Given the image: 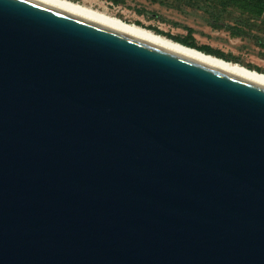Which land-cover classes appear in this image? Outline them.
<instances>
[{"label": "water", "instance_id": "water-1", "mask_svg": "<svg viewBox=\"0 0 264 264\" xmlns=\"http://www.w3.org/2000/svg\"><path fill=\"white\" fill-rule=\"evenodd\" d=\"M0 264H264V86L0 0Z\"/></svg>", "mask_w": 264, "mask_h": 264}, {"label": "rangeland", "instance_id": "rangeland-1", "mask_svg": "<svg viewBox=\"0 0 264 264\" xmlns=\"http://www.w3.org/2000/svg\"><path fill=\"white\" fill-rule=\"evenodd\" d=\"M176 41L209 46L228 61L264 73V19L236 8L212 9L204 0H70ZM197 2L191 4V2Z\"/></svg>", "mask_w": 264, "mask_h": 264}, {"label": "bare ground", "instance_id": "bare-ground-1", "mask_svg": "<svg viewBox=\"0 0 264 264\" xmlns=\"http://www.w3.org/2000/svg\"><path fill=\"white\" fill-rule=\"evenodd\" d=\"M46 5L58 8L65 12L85 18L97 24L106 26L116 31L125 33L137 39L152 43L164 49L170 50L187 58L205 63L217 69L241 77L251 82L264 86V73L250 69L240 63L228 61L221 57L205 53L199 49L186 46L173 39L143 28L141 26L125 22L100 11L86 7L70 0H35Z\"/></svg>", "mask_w": 264, "mask_h": 264}, {"label": "trees", "instance_id": "trees-1", "mask_svg": "<svg viewBox=\"0 0 264 264\" xmlns=\"http://www.w3.org/2000/svg\"><path fill=\"white\" fill-rule=\"evenodd\" d=\"M114 3H122L124 0H111ZM209 4L208 6L212 9H206V11L211 14L213 11L218 8L219 12H227L230 8H236L244 14H249L255 18L264 19V0H204ZM191 4H196L197 2H191ZM177 42H180L186 46L199 49L208 54L217 55L209 46L198 47L196 43L189 39L176 38ZM220 57V56H218ZM222 58V57H221Z\"/></svg>", "mask_w": 264, "mask_h": 264}]
</instances>
